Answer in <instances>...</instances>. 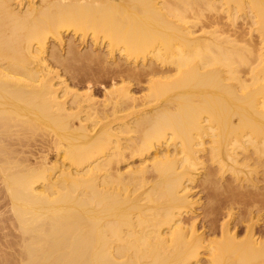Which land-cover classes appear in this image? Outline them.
Masks as SVG:
<instances>
[{
  "label": "bare ground",
  "instance_id": "1",
  "mask_svg": "<svg viewBox=\"0 0 264 264\" xmlns=\"http://www.w3.org/2000/svg\"><path fill=\"white\" fill-rule=\"evenodd\" d=\"M3 202L0 264H264V0H0Z\"/></svg>",
  "mask_w": 264,
  "mask_h": 264
},
{
  "label": "rangeland",
  "instance_id": "2",
  "mask_svg": "<svg viewBox=\"0 0 264 264\" xmlns=\"http://www.w3.org/2000/svg\"><path fill=\"white\" fill-rule=\"evenodd\" d=\"M238 17H239V15H237V17H235V18L237 19V21H236V19H235L236 22L233 23L234 25H235L236 23H237V24H238V23H239V24L241 23V22H240V21H241V20H240V19H241V18H240L241 15H240V17H239L240 19H238ZM229 21L231 22V20H229ZM230 22H229V23H230ZM232 22H234L233 19H232ZM231 24H232V23H231ZM237 24H236V25H237ZM224 29H228V28H224ZM229 29L232 30L233 28H232V29L229 28ZM236 29H238V30H240V31H241V29H242V31H243V35H244V36H241V35H240V36H241L242 38H243V37L245 38V34H244V32L246 31V33H247V30H248V29H247V28H236ZM66 33H67V32L63 33V35H66L67 37H69V36L71 35V34H68V33L66 34ZM247 36H248V35H247ZM73 37L78 38L77 36H73ZM246 38H247V37H246ZM86 40H88V39L86 38V39H84V40L82 41V44L79 46L78 49H81V48L84 49V48H85L86 43L88 44V42H89V41H86ZM83 49H82V50H83ZM129 83H131V84H129L130 92H134L136 96H138V95L141 94V93H144L145 90H144V91H142V90H143V89L145 88V86H146V85H145V82H142V83L139 82V84H135V82H129ZM143 87H144V88H143ZM136 90H137V91H136ZM141 91H142V92H141ZM94 97H95V100L97 99V102L101 101V99H102V93H101V90H99V91H97L96 93H94ZM97 97H98V98H97ZM51 155H52V154H51ZM49 157H51V156H49ZM51 159H52V158H51ZM130 161H132V163L138 164L137 159H136V160H135V159H134V160H129V162H130ZM126 163H127V162H125V164H126ZM122 165H124V163H122ZM197 195H198V196H197ZM193 196H194L193 198L197 199V198L201 197L202 195H201V194H200V195H199V194H196V195L193 194ZM196 196H197V198H196ZM219 196H220V197H219ZM203 197H204V198H203ZM218 197L220 198V201H219V199H218V201H219V203H220L219 205H221V204H225V205H227V204L225 203V199H224V200L222 199L223 196L218 195L216 198H218ZM221 197H222V198H221ZM221 199H222V200H221ZM198 201H200V202L203 201V202H204V201H205V196H202V198L199 199ZM218 201H217V202L215 201L216 204L218 203ZM221 202H222V203H221ZM223 202H224V203H223ZM3 204H4V206H6L4 202H3V203H0V205L2 206V207L0 206V224H1L2 222L4 223L5 220L9 217V215L7 214L8 211L6 212L5 207L3 206ZM225 205H221V208H222L223 206L225 207ZM216 206H217V205H216ZM235 206H236V205H235ZM237 206H239V204H237ZM238 209H239V208H238ZM238 209L235 208V210H233V213H235V212L237 213V210H238ZM2 210H3V211H2ZM222 211L224 212V211H225V208H224V210H222ZM200 212H201V210H199V213H200ZM5 213H6V214H5ZM259 215H260V214H259ZM6 217H7V218H6ZM200 218H201V217H200ZM200 218H199V219H200ZM3 219H4V220H3ZM223 219H224V218H223ZM225 221H226V220H225ZM198 222H199V224L202 222L203 226L206 228V225H207V224L204 225L205 223H204L203 221L200 222L199 220H198ZM231 223H232V224H231ZM261 223H262V225L264 224L263 221H262V222L260 221V224H261ZM233 224H234L233 222H230L229 227L232 228V225H233ZM260 224H259V222H258V229H259V231H261V230H260ZM0 226L2 227L3 224L0 225ZM235 226H236V225H233V227H235ZM1 227H0V229H1V231H0V244H1V245H0V250L3 248L2 250H4V251L6 250L5 252L12 251V250H10L12 247H11V248L9 247L10 244H8V245H9V246H8L7 243L5 242L6 245L8 246V248H10V249H8V248H6V245H5L4 241H7V240L9 239L7 242H9V243H10V241L12 242L14 236L16 235V232H15L16 230H11V229L8 230V229H6V228H5V230H4V229L1 228ZM236 227H237V226H236ZM12 229H13V228H12ZM237 229H238V230H237ZM240 229H241V228H240L239 225H238V227L236 228V231H240ZM261 229L264 230L263 226L261 227ZM10 230H11V231H10ZM263 230H262V233L264 232ZM7 231H8V233H7ZM6 233L8 234V236H7ZM14 234H15V235H14ZM4 235H6V236L4 237ZM11 236H12V238H11ZM7 237H8V238H7ZM6 239H7V240H6ZM10 239H11V240H10ZM2 242H3V243H2ZM3 244H4V245H3ZM4 251H3V252H4ZM1 252H2V251H1ZM202 257H203V256H202Z\"/></svg>",
  "mask_w": 264,
  "mask_h": 264
}]
</instances>
